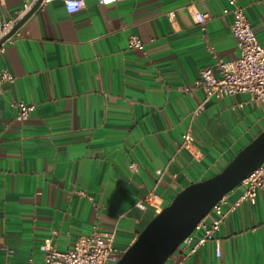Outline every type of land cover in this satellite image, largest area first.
<instances>
[{"label":"crops","instance_id":"crops-1","mask_svg":"<svg viewBox=\"0 0 264 264\" xmlns=\"http://www.w3.org/2000/svg\"><path fill=\"white\" fill-rule=\"evenodd\" d=\"M264 47V0H236ZM31 0H0V21ZM228 0H86L68 13L45 4L0 47V264H38L96 228L123 253L187 186L219 172L264 130V105L246 95L205 100L185 92L239 49ZM200 15H206L203 23ZM138 37L143 49L130 47ZM214 48L213 51L210 49ZM35 105L26 120L15 104ZM191 129L193 153L181 148ZM136 164L137 171L131 168ZM225 197L214 243L185 264H264V194ZM154 195L150 204L146 199ZM145 204V207L141 205ZM195 243L166 264H177Z\"/></svg>","mask_w":264,"mask_h":264},{"label":"built area","instance_id":"built-area-1","mask_svg":"<svg viewBox=\"0 0 264 264\" xmlns=\"http://www.w3.org/2000/svg\"><path fill=\"white\" fill-rule=\"evenodd\" d=\"M55 1L58 0H43L38 9L47 3ZM62 1L70 14L83 11L86 7V0H83L82 7L80 6V0ZM121 1L126 0H108L107 3L105 0H98V3L109 5ZM37 2L38 0H31L29 4H26L16 19L0 21V41L14 29L16 24ZM70 3L77 5L76 11L69 12L68 5ZM228 4L229 7L224 10V13L233 16L231 32L237 40L239 56L231 62L219 60L214 68L204 69L200 74V78L193 86L183 89L188 93L196 89H202L205 93V100L194 111V116L200 115L205 110L207 102L211 99H222L239 94L248 96L252 103L264 105V47L260 44L245 13V9L239 6L236 0H228ZM205 20L206 15L198 17L200 23H203ZM129 44L131 48L143 49V43L138 37H131ZM210 50L213 51L214 48ZM14 81L15 77L8 70L0 72V89H2L4 84H12ZM15 107L21 120L28 119L36 109L35 105H30L22 100L18 101ZM181 148L193 153L195 138L191 129L182 136ZM131 168L137 171L136 164H132ZM241 186L244 187L241 201L255 203L258 193L264 194V164L249 174L243 180ZM154 197V195L149 196L145 204H150ZM145 204L141 205V207H145ZM239 204L237 203L230 210H225V197L218 202L179 247L180 249L183 246L195 243L194 247L186 252L177 264H185L191 255L207 243H214L216 255L220 257L221 243L217 238V234L228 214L235 210ZM122 255L123 252L115 245L114 233H102L95 228L89 235L79 237L73 249L62 251L55 247H46L44 259L38 264H116Z\"/></svg>","mask_w":264,"mask_h":264},{"label":"water","instance_id":"water-1","mask_svg":"<svg viewBox=\"0 0 264 264\" xmlns=\"http://www.w3.org/2000/svg\"><path fill=\"white\" fill-rule=\"evenodd\" d=\"M43 0L0 41L12 38ZM264 164V130L243 147L218 174L187 186L140 233L116 264H166L213 207Z\"/></svg>","mask_w":264,"mask_h":264},{"label":"clouds","instance_id":"clouds-1","mask_svg":"<svg viewBox=\"0 0 264 264\" xmlns=\"http://www.w3.org/2000/svg\"><path fill=\"white\" fill-rule=\"evenodd\" d=\"M105 2L107 3L108 0H105ZM80 6H81V7L83 6V0H80ZM68 10H69V12H74V11H76V10H77V5H76L75 3H70V4L68 5Z\"/></svg>","mask_w":264,"mask_h":264}]
</instances>
